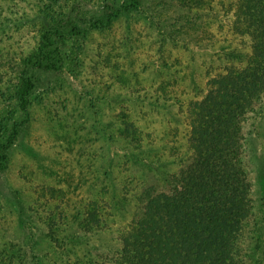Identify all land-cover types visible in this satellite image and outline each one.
<instances>
[{
  "label": "rangeland",
  "instance_id": "1",
  "mask_svg": "<svg viewBox=\"0 0 264 264\" xmlns=\"http://www.w3.org/2000/svg\"><path fill=\"white\" fill-rule=\"evenodd\" d=\"M119 1L0 0V142L19 130L0 168V264H134L144 191L170 193L198 174L197 106L236 53L251 54L238 0H141L140 11L65 37L61 69L35 70L28 113L18 105L21 61L42 32L84 28ZM242 121L253 219L239 241L252 239L245 264H261L264 104Z\"/></svg>",
  "mask_w": 264,
  "mask_h": 264
},
{
  "label": "trees",
  "instance_id": "2",
  "mask_svg": "<svg viewBox=\"0 0 264 264\" xmlns=\"http://www.w3.org/2000/svg\"><path fill=\"white\" fill-rule=\"evenodd\" d=\"M141 8V0L107 2L102 14L90 16L84 28L73 24L63 34L59 28L47 27L38 47L22 58L14 85L23 112L28 113L29 95L36 85L33 72L61 69L65 37L108 26L121 15ZM235 14L243 20L242 32L252 39L251 54L242 57L236 53L233 57L238 66L215 74L211 79L214 85L197 106L192 163L197 176L192 173L187 186H175L170 193L142 190L143 211L129 234L134 264H245L249 256L252 239L243 235L242 245L239 241L253 219L251 187L247 173L241 170L246 138L242 119L256 104H264V0H238ZM232 53L227 52L229 56ZM18 132L15 122L6 141L0 142V168L6 165L8 149ZM150 167L158 168L152 163ZM122 240L126 241L125 236ZM254 249L260 250L258 262L264 264V243L254 245Z\"/></svg>",
  "mask_w": 264,
  "mask_h": 264
}]
</instances>
